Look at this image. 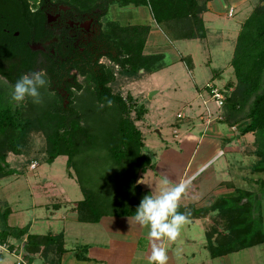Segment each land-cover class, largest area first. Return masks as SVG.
<instances>
[{"label":"trees","instance_id":"1","mask_svg":"<svg viewBox=\"0 0 264 264\" xmlns=\"http://www.w3.org/2000/svg\"><path fill=\"white\" fill-rule=\"evenodd\" d=\"M62 1L84 11L101 10L103 19L112 5L122 9L147 7L171 40L191 41L206 38L203 17L214 0ZM24 4L21 0L22 7ZM31 19L29 12L18 17L25 28L21 27L22 35L14 42L30 40ZM44 20L43 16L36 18L38 36L43 34ZM150 32L149 25L108 22L99 40L84 53L74 52L70 45L66 53L56 57L33 53L25 45L10 49L0 33V180L13 174L9 156L23 155L32 135L40 133L46 141V162L53 164L66 157L68 169L76 175L84 195L74 209L79 222L95 224L105 216L132 217L142 198L151 194L136 184L140 174L154 166L143 152L144 137L136 125L147 112L132 95L124 98L113 87L118 75L133 80L141 71L152 74L165 68L162 54H144ZM181 60L192 68L191 57ZM230 65L235 79L222 90L226 93L225 124L239 126L243 135L258 137L260 148L255 152L258 162L253 172L264 174V0L243 23ZM74 70L76 74H72ZM33 71H42L49 82L41 89V102L28 98L25 105L14 109L11 87L21 75ZM78 76L86 79L87 89ZM105 98L112 101L111 106ZM83 99H94L98 109L85 115ZM255 184L260 187L258 194L264 196V179ZM235 193L219 198L202 212L217 213L207 232L214 259L264 245V219L252 202L255 194L247 190ZM10 215L9 209L0 214V245L10 239L22 242L28 264L37 256L44 264H61L67 253L63 234L34 235L29 226L10 227ZM9 248L13 250L14 245Z\"/></svg>","mask_w":264,"mask_h":264},{"label":"rangeland","instance_id":"2","mask_svg":"<svg viewBox=\"0 0 264 264\" xmlns=\"http://www.w3.org/2000/svg\"><path fill=\"white\" fill-rule=\"evenodd\" d=\"M260 2L261 0H214L210 3L212 5L210 11L203 17L206 38L191 41L171 40L156 23L147 7L123 9L117 5L110 7L108 15L102 20L104 27L108 22H118L122 26L149 25L159 31L161 29L168 37V45L175 47L179 54L191 57L195 65L194 77L188 73L184 66H180L182 64L171 65L152 74H144V71H141L140 77L133 80L117 76L113 87L114 92L122 94L124 98L132 95L135 101L146 109L144 120L137 122L136 125L144 137L143 152L148 154L152 160L160 159L166 148L169 149L164 154L173 155V159H177L179 145L175 142H180L182 136L189 132L190 128L196 137H201L204 134L209 135L205 130V121L209 112L213 115L212 120L219 121V118L223 117L219 122L225 123V110L212 99V89L208 84L213 81L217 86L223 88L222 86L230 79H235L230 63L234 55L237 37L243 23ZM230 12H232V16H230ZM159 52L164 56L165 64H171L179 56L170 50L160 51V47L154 54ZM214 73H220L222 78H217ZM193 78L197 80L194 81ZM79 81L85 85L86 89L88 88L86 79L80 78ZM83 100L85 102L82 113L84 112L85 115L98 109L99 106L96 105L94 99ZM204 101L207 102V105ZM22 105H25V102ZM132 118H135L134 114ZM223 127L231 129L229 125ZM175 132L178 133L177 139H175ZM242 136L244 135L242 134ZM259 148L258 137L255 134L247 136L246 142L239 148L244 156L243 158L240 156L243 164L239 168L240 175L245 180L243 181V185L246 187L244 189H249L255 194L252 202L257 213H261L264 219V196L258 194L260 187L255 184L256 181L264 179V174L253 172L254 166L258 162L255 152ZM222 149L226 151L227 145H224ZM46 159V141L40 133L32 135L31 144L23 155L9 156L8 163L13 174L0 180V214L6 209L11 211L8 219L10 227L24 228L32 224L35 226L31 232L34 235L58 234L64 230L65 223L62 218L68 213L63 209L56 212L53 210V206L56 207L57 203L66 200V196L62 195L61 191L64 189L71 201L83 199L84 196L76 180V175L73 170L68 169L67 158L60 157L53 164H48ZM233 160L234 156L231 158V155L227 154L214 164L213 170L218 172L221 170L225 177L228 171L226 164ZM34 163H36L35 168L32 167ZM69 174H72L73 178ZM146 182L148 181L146 180ZM216 196L211 194L210 198ZM38 202L50 204L49 212L40 208L35 209ZM215 213L207 214H211L209 216L211 220L206 226L207 232L211 231L213 227V219L217 216ZM45 214L51 221L42 219ZM1 226L0 222V231L2 230ZM187 231L182 227L181 234L175 241L179 253H195V258L191 261L193 264L204 262L206 264L209 261L211 264H264V245L233 254L224 259L211 261L210 252L203 247L208 244L205 229L199 224L197 228L190 231V234H187ZM76 235V232H72L68 237L67 248H72V244H76ZM10 245H14L13 250L9 248ZM4 246H6L3 247L4 249L0 248V255H3L0 264H28L24 260L22 242L10 239ZM23 260L25 263H22ZM33 264H44V262L37 256Z\"/></svg>","mask_w":264,"mask_h":264},{"label":"crops","instance_id":"3","mask_svg":"<svg viewBox=\"0 0 264 264\" xmlns=\"http://www.w3.org/2000/svg\"><path fill=\"white\" fill-rule=\"evenodd\" d=\"M211 6L210 4L209 8ZM168 42V37L161 29L159 31L151 27L144 54H162L161 52L154 54L159 47L160 51L170 50V52L179 56L171 64H165V67L168 68L171 65L177 66L182 64L180 66H184L188 73H191V76L194 77L195 65L193 59V65L190 69L181 60L187 56L179 54L175 47L168 45ZM181 70H183L182 67ZM214 76L220 79L222 78L220 73H214ZM196 80L194 79V81ZM226 84L221 88L215 82L211 81L208 86H213L218 89L221 88L220 90L222 91L225 89ZM204 103L207 105L206 101ZM212 116L205 117V130L209 135L204 134L205 136L196 137L194 132H192V128H190L189 132H186L182 136L180 142H175L179 145V150L177 151L178 158L173 159V155H165L164 152L169 149L166 148L162 152L160 159L153 160V168L148 169L144 174H140L138 179H144V184L136 183L137 185H141L143 190H147L151 194H159L161 191L176 184H185L186 189L179 201L178 210L180 212H190V217L186 226L184 225L183 227L188 230L187 234H190V231L197 228L200 224L205 229L206 237V226L208 225V221L211 220L209 219L211 214L205 215L202 212L213 205L219 198L234 196L235 190L249 191V189H244L246 188L243 185V181L245 180L240 175L241 170L239 167L243 164L241 157L243 158L244 156L239 148L246 142L247 136L254 135L247 134L242 136L239 126L231 127V129L229 127V129L222 128V126H227V124L219 122L223 117L219 118V121H216L215 119L212 120ZM209 117L211 123H209ZM177 136L178 133L175 132V139L178 138ZM224 145H227L226 151L222 149ZM227 154L231 155V158L234 156V160L226 164L228 171L224 177L222 171L220 170L218 172L213 170V166ZM165 179L168 180V184L163 183ZM238 184L240 185L238 186ZM61 193L66 196V200L57 203L56 207L53 206V210L56 212L63 209L71 213V215L67 213L63 216V223H65L64 230L58 233L63 234L64 248L67 250V253L62 258L61 264H149L153 242L147 237L146 228L139 226L132 217L105 216L99 223L95 224L79 222L78 214L74 209L76 203L83 201L84 197L83 199L71 201L70 196L67 195L64 189ZM211 194L217 196L210 198ZM49 205L48 203L38 202L35 205V209L40 208L49 212L51 208ZM42 219L48 222L51 221L46 214ZM28 226L30 227L31 233L35 226L32 224ZM72 232H76L77 234V238L75 239L76 244H72V248H67L68 237H70ZM194 242L197 243V241ZM157 243L167 251V264H193L191 261L194 260L195 253H179L175 240L169 241L167 238H162ZM203 247L209 251L208 244ZM244 251L246 250L241 252ZM231 255L214 259L210 254V260L224 259ZM202 264H205V262ZM206 264H211V262L209 261Z\"/></svg>","mask_w":264,"mask_h":264},{"label":"flooded vegetation","instance_id":"4","mask_svg":"<svg viewBox=\"0 0 264 264\" xmlns=\"http://www.w3.org/2000/svg\"><path fill=\"white\" fill-rule=\"evenodd\" d=\"M29 12L33 24L29 41L14 42L22 35L18 17ZM101 10L84 11L76 9L62 0H0V33L6 38L10 49L23 45L33 53H43L49 57L61 56L73 45L74 52L84 53L86 48L99 40L103 25ZM45 18L43 34L38 36L36 18ZM74 70L72 74H76ZM84 77L78 76V79ZM81 82V81H80Z\"/></svg>","mask_w":264,"mask_h":264},{"label":"clouds","instance_id":"5","mask_svg":"<svg viewBox=\"0 0 264 264\" xmlns=\"http://www.w3.org/2000/svg\"><path fill=\"white\" fill-rule=\"evenodd\" d=\"M48 83L42 71L21 75L11 87L12 107L14 109L19 107L28 98H31L34 103H40L41 89ZM105 100L111 106L112 101L107 98ZM136 183L144 184V179H138ZM163 183L169 182L165 179ZM185 189V184L180 183L159 194L145 195L132 216L139 226L147 229V237L153 242L149 264H167V251L157 241L162 238H167L169 241L176 240L181 234L183 225L189 220L190 212L178 210L179 201Z\"/></svg>","mask_w":264,"mask_h":264},{"label":"built area","instance_id":"6","mask_svg":"<svg viewBox=\"0 0 264 264\" xmlns=\"http://www.w3.org/2000/svg\"><path fill=\"white\" fill-rule=\"evenodd\" d=\"M230 16H232V12H230ZM212 90H211V97L213 100L216 101V103L220 106V107H223L224 106V103H225V100H226V93L224 91H221L220 89L218 88H215V87H212V86H209ZM209 116H211L210 112H209ZM209 123H211L210 121V117H209ZM32 167H36V163H34L32 165ZM3 247H6L4 245H0V248H3ZM4 249V248H3ZM22 263H25L24 260L22 261ZM21 264V263H20Z\"/></svg>","mask_w":264,"mask_h":264}]
</instances>
